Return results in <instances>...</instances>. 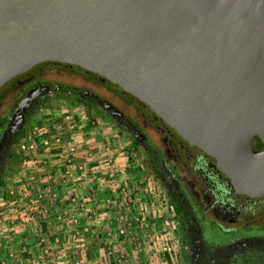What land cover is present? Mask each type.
<instances>
[{
    "label": "water",
    "instance_id": "obj_1",
    "mask_svg": "<svg viewBox=\"0 0 264 264\" xmlns=\"http://www.w3.org/2000/svg\"><path fill=\"white\" fill-rule=\"evenodd\" d=\"M47 60L117 83L264 193V0H0V87Z\"/></svg>",
    "mask_w": 264,
    "mask_h": 264
},
{
    "label": "flooded vegetation",
    "instance_id": "obj_2",
    "mask_svg": "<svg viewBox=\"0 0 264 264\" xmlns=\"http://www.w3.org/2000/svg\"><path fill=\"white\" fill-rule=\"evenodd\" d=\"M72 65L42 61L0 87V194L7 173L19 164L20 143L35 114L65 97L105 118L136 148L134 156L142 153L177 225L183 264H264V193L241 190L215 155L117 83L79 65L72 73L62 69ZM253 149H264L258 135Z\"/></svg>",
    "mask_w": 264,
    "mask_h": 264
},
{
    "label": "built area",
    "instance_id": "obj_3",
    "mask_svg": "<svg viewBox=\"0 0 264 264\" xmlns=\"http://www.w3.org/2000/svg\"><path fill=\"white\" fill-rule=\"evenodd\" d=\"M61 111L55 116L52 115V112H40L38 119L26 129L24 139L20 143V149L26 159L24 161L26 167H35L34 170L37 168V172L43 174L40 178H45L46 181L41 182L39 189L35 191L33 197L27 200L28 202H25V205L33 204L34 208L41 209V203L45 201V195L52 190L55 184H59L60 179L63 180V183H67L77 178L73 185L79 188L80 194L74 193L69 196L73 209L72 223L77 227L81 215L87 219L88 223L94 219V215L87 212V193L84 194V191H82L84 186L94 188L95 192H109L110 186L112 188L109 182L114 180L116 172L115 169L111 168L112 158L107 156L106 153H104V157L107 156L105 163L108 165L106 167H101L100 162L98 163L97 160L92 159L94 154L86 147V142L80 140L79 137L75 138L78 125L73 112L70 110ZM109 149L110 146L107 144L103 146V150L106 152H109ZM34 170H30L25 178L17 179L13 186L7 188V194L15 198L17 192L24 197H30L31 191L35 189L32 182L35 178L34 175H36V173L32 174ZM148 193L151 194V198H155L157 201L162 196L154 181ZM53 196H55V193ZM123 198V201H117L114 197H107L103 200L105 208H110L112 204L117 203L119 209L118 213L114 214L113 223L115 228L105 230V238L102 240L107 245L108 254L116 255L118 262L127 264L128 252L123 244L126 240H129L133 244V249L146 256L150 261L160 254L173 258V255L177 253L176 246L168 233L159 235V231H155V223L158 221L156 217L149 220L148 212L150 208H142V205H139L140 208H136V204L141 202L142 199L141 182L140 186L131 188L130 194H125ZM151 207H154L153 202ZM164 207L166 208V206ZM2 219L0 218V223ZM88 223L86 222V226L83 227V232L90 230ZM165 223L170 224L168 221H165ZM162 231H165V229H162ZM75 232V234L79 233L78 230H75ZM36 234L40 245L44 247L42 254H47L49 252V248H47L48 237L41 230ZM141 234L144 235V238H148L147 247L142 246L140 242ZM57 243H59V239L55 238V244ZM119 250L122 252H119ZM67 261L70 264H85L74 254L67 256ZM150 261H148V264H154L153 261ZM159 263L169 264L167 260L161 259H159Z\"/></svg>",
    "mask_w": 264,
    "mask_h": 264
},
{
    "label": "crops",
    "instance_id": "obj_4",
    "mask_svg": "<svg viewBox=\"0 0 264 264\" xmlns=\"http://www.w3.org/2000/svg\"><path fill=\"white\" fill-rule=\"evenodd\" d=\"M42 181H45V178H40L39 183L41 184ZM75 181L77 178L67 183H63L60 179L59 184L52 187L53 191L45 195L41 209L34 208L33 204L25 205V202L34 196L40 184L34 187L30 197L26 196L23 201L0 206V218H3L0 223V264H70L67 261V256L70 254L80 256L85 264H124L117 261L116 255L108 254L106 247L91 245V241L94 240L92 238L98 236H93L95 228L102 230V240L105 238V230L115 228L113 223L115 216L110 213L113 212L111 208L116 206L112 204L110 208H105L103 203L105 196L112 192L111 186L109 192H95L94 188L84 186L82 191L84 194L87 193V212L94 215V219L88 223L87 219L81 215L79 224L75 227L72 223L73 209L69 200L71 194H80L79 188L73 185ZM54 193L55 196H53ZM113 197L116 198L115 195ZM117 210L119 209L115 208L114 211L117 212ZM86 222L90 230L83 232ZM39 230L48 237L49 252L47 254H42L44 247L40 245L36 234ZM75 230L79 233L75 234ZM55 238L59 239V243L55 244ZM119 252L122 251L119 250ZM134 252L141 255L138 251L134 250ZM130 254L131 252H128L127 264H135L136 261L130 259ZM145 258L146 256L143 260Z\"/></svg>",
    "mask_w": 264,
    "mask_h": 264
},
{
    "label": "rangeland",
    "instance_id": "obj_5",
    "mask_svg": "<svg viewBox=\"0 0 264 264\" xmlns=\"http://www.w3.org/2000/svg\"><path fill=\"white\" fill-rule=\"evenodd\" d=\"M62 69L67 71V73L69 72L72 73V71L74 70H81V68L77 65H72V68L62 67ZM85 75L86 78H89L93 81H99L98 78L93 74H85ZM40 110H38V112L35 114L29 125L35 120H37L38 116L42 112H46V111L52 112V115L55 116L58 115L59 111L61 110H70L71 112H73L78 125L77 131L75 133V138L77 139L79 137L80 140L86 142V147L94 154L92 159L97 160L98 163L100 162L101 167H106L108 165L105 163L106 157L110 156L112 158L111 168L115 169L116 177L114 178V180H110L109 184L112 185V192L107 194L105 198L107 197L112 198L113 195H115L118 201H123L124 200L123 196L125 194L126 195L130 194L131 188H133L134 186H140V182H141L142 199L141 202H138L136 204V208L137 207L140 208L141 205L142 208H146V207L150 208L149 209L150 211L148 210L149 220H153L156 217L157 218L156 220L158 221L157 223H155V231L156 232L159 231V235L168 233V235L171 237V240L174 242L177 251V253L173 255V258L169 257L168 255L160 254L159 256L158 255L155 256L152 259V261L154 262V264H160L159 259H161V260H167L169 264H183V262H181L180 260V255H178L179 252L182 251V249H184V247L180 241L177 225L174 224L167 208L164 207L165 201L163 200L162 196L157 201L155 198H151V194L148 193L151 184H153L152 176L150 175L149 171L146 169L144 158L142 159L140 158L141 156L143 157L142 153L138 151L140 157L134 156L133 150L136 148L132 149V147L128 144L129 139H127L126 136H123L122 134L118 133L114 129V127L111 126V124L108 123V121L105 118L98 115L97 112H92L90 110H87L86 108L74 107L73 105L69 104V101L65 97L61 101L60 100L48 101L44 106L40 108ZM105 144L110 146L109 152L103 150V146ZM104 153L107 154L106 157H104L105 155ZM25 160L26 159L23 156L18 166L7 173L5 179L6 188H10L11 186L14 185L17 179L25 178L30 170H34L35 167L34 168L26 167V165L24 164ZM37 171L38 170L36 168L32 173L33 175L34 173H36V175H34L35 178L32 181L35 187L38 184H40L39 183L40 177L43 176L41 172H37ZM3 195L0 194L1 205H5L6 203L17 204L18 201L21 202L25 198L22 194L20 193L18 194L17 192L15 198L11 197L10 195L8 196L6 194L5 196ZM152 202L154 206L153 208L155 209L151 207ZM114 204H116L114 205L116 206L115 208L118 209L117 203ZM115 208L114 207L111 208V211L113 212H111L110 214L118 213L119 210L115 212L114 211ZM137 211H139V209H137ZM165 221H168L170 224L167 225ZM162 229H165V231H162ZM101 232L102 230L99 231V229L97 228L94 229L93 236L94 237L97 235L98 236L92 238L94 239L91 241L92 243L91 245L93 247L97 246L103 248L107 246L106 244L102 243L103 241L100 242V240H102L103 238ZM147 241L148 238H144V235L141 234L140 242L142 243V246L147 247L148 245ZM123 247L125 248V250L128 249L127 252H131L130 259H132V261L133 260L136 261L135 264H145L148 261H150L147 257L143 260V257L145 256H142L141 253H140L141 255H137L134 252L133 244L131 243V241L126 240L123 244ZM79 258L81 259L80 256ZM145 260L147 261L145 262Z\"/></svg>",
    "mask_w": 264,
    "mask_h": 264
},
{
    "label": "trees",
    "instance_id": "obj_6",
    "mask_svg": "<svg viewBox=\"0 0 264 264\" xmlns=\"http://www.w3.org/2000/svg\"><path fill=\"white\" fill-rule=\"evenodd\" d=\"M22 157H23V155H21V157H19V163L21 162V158H22ZM136 171H137V170H136ZM0 193H1V191H0ZM7 193H8V190L5 189L4 192H3V194H4L3 196H5V194L8 196ZM170 210L173 212V209H172V208H171ZM178 255H180V260H181V262H182V260H183V258H182L183 252L180 251Z\"/></svg>",
    "mask_w": 264,
    "mask_h": 264
}]
</instances>
